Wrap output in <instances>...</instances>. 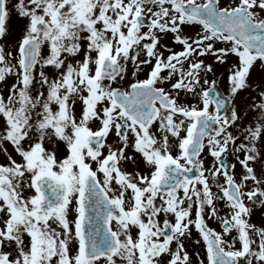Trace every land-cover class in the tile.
I'll return each instance as SVG.
<instances>
[{"label":"snow or ice","instance_id":"obj_1","mask_svg":"<svg viewBox=\"0 0 264 264\" xmlns=\"http://www.w3.org/2000/svg\"><path fill=\"white\" fill-rule=\"evenodd\" d=\"M254 68L264 0H0V264H264Z\"/></svg>","mask_w":264,"mask_h":264},{"label":"flooded vegetation","instance_id":"obj_2","mask_svg":"<svg viewBox=\"0 0 264 264\" xmlns=\"http://www.w3.org/2000/svg\"><path fill=\"white\" fill-rule=\"evenodd\" d=\"M225 82L226 81L224 79H220L217 81V85H218L219 90L226 94L227 91L224 88ZM229 162L236 163V161L232 159L231 157H229ZM235 171L237 173H239L240 171V167L238 164H237ZM246 203H248V206L253 209L252 222L256 223L258 226L264 225V205L257 206L256 204H253L252 202H247V201Z\"/></svg>","mask_w":264,"mask_h":264},{"label":"rangeland","instance_id":"obj_3","mask_svg":"<svg viewBox=\"0 0 264 264\" xmlns=\"http://www.w3.org/2000/svg\"><path fill=\"white\" fill-rule=\"evenodd\" d=\"M11 27H12V30H13V35L15 36L16 34H18V32H19V23H18V21L13 19V21L11 22ZM253 76L256 79H259V78H261V76H264V72H261L259 69L254 68ZM224 88L227 91L228 85H227L226 82L224 84ZM0 162H2V158H0Z\"/></svg>","mask_w":264,"mask_h":264}]
</instances>
